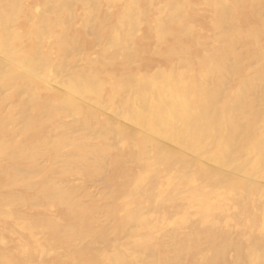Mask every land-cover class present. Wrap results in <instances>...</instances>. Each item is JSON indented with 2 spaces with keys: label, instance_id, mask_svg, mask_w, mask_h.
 I'll return each mask as SVG.
<instances>
[{
  "label": "bare ground",
  "instance_id": "1",
  "mask_svg": "<svg viewBox=\"0 0 264 264\" xmlns=\"http://www.w3.org/2000/svg\"><path fill=\"white\" fill-rule=\"evenodd\" d=\"M0 264H264V0H0Z\"/></svg>",
  "mask_w": 264,
  "mask_h": 264
}]
</instances>
